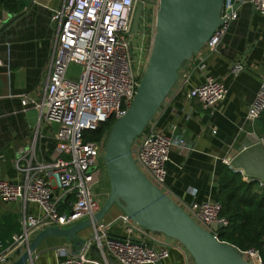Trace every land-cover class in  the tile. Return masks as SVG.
Wrapping results in <instances>:
<instances>
[{
  "label": "built area",
  "instance_id": "1",
  "mask_svg": "<svg viewBox=\"0 0 264 264\" xmlns=\"http://www.w3.org/2000/svg\"><path fill=\"white\" fill-rule=\"evenodd\" d=\"M140 1L63 0L61 8L53 11L51 19L57 27L51 42L50 70L44 95L36 106L44 112L46 122L57 125V157L50 163L36 162L22 166L17 162V169L25 173L24 178L0 179V199L3 202L31 203L38 207L40 213L23 217L22 232L14 234L7 247L0 252V264L11 263L10 255L15 250L25 249L32 235L39 230L51 226L66 228L92 217L99 210L100 199L94 195L92 187L101 171L106 174L103 159L102 164L99 162L105 139L91 140L85 134L96 131L110 119L123 116L135 95L148 55L142 54L143 46L147 44L149 52L154 30L152 18L149 34L138 30L132 42L126 38L131 33L134 11ZM250 3L255 12L264 15V0H250ZM237 5L238 0L223 1V22L204 44L209 50L215 49L230 21L237 18ZM157 6L158 0L154 5V16ZM136 52L142 54L141 64ZM199 53L196 54L198 68L203 71L204 59ZM71 64L81 67L76 80L69 77ZM242 70L240 62H235L229 69L233 75ZM226 93V87L220 80L204 74L203 82L189 88L185 97L198 101L203 109H209L224 99ZM27 100L23 98L21 105H26ZM263 112L264 72L260 75L246 120L254 122ZM152 119L137 137L139 143L133 158L152 184L168 195L165 164L170 148L184 147V142L172 135L175 125L170 127V132L161 133L156 130ZM259 140L264 144V137L260 136ZM244 180L256 181L258 187H264L261 180L247 177ZM55 187L60 191L58 194L54 193ZM61 205L66 208L60 210ZM179 205L208 230L210 223L227 225V220L220 216L221 205L217 201L181 200ZM118 220L124 230L123 238L109 237L106 229L111 223L100 220L93 225L92 235L83 240L79 248L69 250L57 247L59 259L56 264H107L104 260L90 259L93 244L103 256L109 255L121 264H159L169 256L171 244L162 243L156 233L123 213ZM135 238L142 240L137 242ZM155 243L162 244L156 248ZM181 246L182 264H193L190 254ZM238 251L255 264H262L256 249Z\"/></svg>",
  "mask_w": 264,
  "mask_h": 264
},
{
  "label": "crops",
  "instance_id": "2",
  "mask_svg": "<svg viewBox=\"0 0 264 264\" xmlns=\"http://www.w3.org/2000/svg\"><path fill=\"white\" fill-rule=\"evenodd\" d=\"M62 4L63 0H31L26 5L20 0L17 11L1 10L5 16H0V179L22 180L25 173L17 169V162L22 166L50 163L57 157V125L46 122L44 112L36 104L44 95L50 70L51 42L57 27L51 19L52 13ZM199 54L204 59V70H199L196 55L184 61L175 85L152 119L161 133L170 132V127L175 125L172 135L184 142V147L170 148L165 164L167 192L178 204L181 200H213L221 165L230 167L227 157L231 150L247 133L262 136L257 130V120L247 121L246 113L264 72V15L253 10L250 0H238L237 18L230 21L215 49L204 46ZM235 62L243 65L237 75L229 71ZM204 74L220 80L227 90L225 98L209 109H203L198 101L185 97L189 88L203 82ZM25 97L28 100L23 106L21 100ZM134 141L133 154L139 139ZM105 181L108 184L106 174L101 171L92 187L99 199L104 194ZM59 192L55 187L54 193ZM39 214L34 204L7 203L0 199V252L14 234L22 232L23 217ZM121 214L114 207L103 219L111 223L106 229L109 237L125 236L118 220ZM92 233L93 229L89 227L77 235L85 240ZM155 235L162 243L171 244L169 256L159 264H182L180 243L161 233ZM161 244L155 243L154 247ZM57 247L73 249L71 240L48 236L41 241L29 264H56L59 259ZM23 251V248L15 250L10 255V262ZM90 259L99 258L90 251Z\"/></svg>",
  "mask_w": 264,
  "mask_h": 264
},
{
  "label": "water",
  "instance_id": "3",
  "mask_svg": "<svg viewBox=\"0 0 264 264\" xmlns=\"http://www.w3.org/2000/svg\"><path fill=\"white\" fill-rule=\"evenodd\" d=\"M30 1L22 0L26 5ZM223 1L158 0L139 85L126 113L113 122L105 140L102 159L109 186L106 198L92 217L66 228L51 226L39 230L20 256L9 264H29L41 241L48 236L71 240L73 249L79 248L83 239L77 233L103 220L113 207L149 231L179 242L193 264H255L233 245L218 239L215 232L223 227L221 223H210L209 230L206 229L152 184L137 166L131 149L175 85L182 63L198 54L223 22ZM144 3L141 0L136 5L132 34L138 32ZM0 16L4 18L5 12L0 11ZM227 161L245 177L264 182V144L257 134L247 133L231 150ZM141 240L135 238L137 242ZM90 251L107 264H121L109 255L103 256L96 246H91Z\"/></svg>",
  "mask_w": 264,
  "mask_h": 264
},
{
  "label": "trees",
  "instance_id": "4",
  "mask_svg": "<svg viewBox=\"0 0 264 264\" xmlns=\"http://www.w3.org/2000/svg\"><path fill=\"white\" fill-rule=\"evenodd\" d=\"M19 3L20 0H0V11H17ZM114 121L110 119L96 131L87 132L86 138L106 140ZM257 130L264 137V112L257 120ZM213 200L219 202L220 216L227 220V225L215 232L218 239L241 251L256 249L264 264V187H258L256 181H245L239 171L222 164Z\"/></svg>",
  "mask_w": 264,
  "mask_h": 264
},
{
  "label": "rangeland",
  "instance_id": "5",
  "mask_svg": "<svg viewBox=\"0 0 264 264\" xmlns=\"http://www.w3.org/2000/svg\"><path fill=\"white\" fill-rule=\"evenodd\" d=\"M144 1H145V3H144L145 7H144V9L142 11V15H141V18H140L139 32L141 33L142 31H146L149 34L150 31H151L152 18L154 19L153 10H154V5L156 4V0H144ZM126 38L130 42H132V40L134 39V34L128 33L126 35ZM147 48H148V45L147 44L143 46V49H144L143 50V53H145L147 51ZM146 53H148V51ZM136 58L139 60V63L141 64V62H142V56H141V54H137V52H136ZM80 69H81V67L79 65H77V64H71L69 66V70H68L69 77L76 80L77 77H78V74L80 72ZM134 143H135V141H134ZM101 153L103 154V149L101 150ZM132 156H134L133 152H132ZM101 160H102V158H101ZM108 191H109L108 190V184L106 182V185L104 187V194L100 198V203L101 204L104 201V199L106 198V195H107ZM168 238H170V237H168Z\"/></svg>",
  "mask_w": 264,
  "mask_h": 264
},
{
  "label": "flooded vegetation",
  "instance_id": "6",
  "mask_svg": "<svg viewBox=\"0 0 264 264\" xmlns=\"http://www.w3.org/2000/svg\"><path fill=\"white\" fill-rule=\"evenodd\" d=\"M144 7H145V5H144ZM143 9H144V8H143ZM142 11H143V10H142ZM141 15H142V13H141ZM138 30H139V28H138ZM137 33H138V32H137ZM137 33H136V34H137Z\"/></svg>",
  "mask_w": 264,
  "mask_h": 264
},
{
  "label": "bare ground",
  "instance_id": "7",
  "mask_svg": "<svg viewBox=\"0 0 264 264\" xmlns=\"http://www.w3.org/2000/svg\"><path fill=\"white\" fill-rule=\"evenodd\" d=\"M157 8H158V6H157ZM157 10V9H156ZM155 13H156V11H155Z\"/></svg>",
  "mask_w": 264,
  "mask_h": 264
}]
</instances>
